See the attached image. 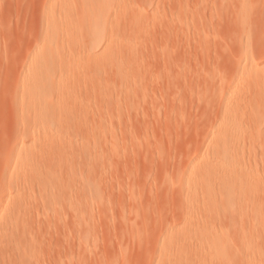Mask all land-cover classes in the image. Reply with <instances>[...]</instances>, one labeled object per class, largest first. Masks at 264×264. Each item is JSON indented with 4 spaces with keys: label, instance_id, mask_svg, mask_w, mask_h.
I'll use <instances>...</instances> for the list:
<instances>
[{
    "label": "rangeland",
    "instance_id": "374dc122",
    "mask_svg": "<svg viewBox=\"0 0 264 264\" xmlns=\"http://www.w3.org/2000/svg\"><path fill=\"white\" fill-rule=\"evenodd\" d=\"M64 1L70 0H0V261L2 260L0 263L4 264V257L10 254L11 259L9 257L8 259L11 263L8 262L12 264L13 261V264H18L20 258L16 259L18 257L16 250L26 246V235L35 238L37 247L34 245L35 248L32 249H36L39 258L43 259V264H68L70 259L71 264L73 262L74 264H87L86 262L88 264H149L150 262V264H161L163 262L164 264L167 257H171L174 262L170 258L169 263V259L166 260V264H175L176 257L178 258L176 263L183 264L186 257L182 252H190L188 255L185 253L189 257L196 254L206 256L207 260L209 258L211 260L208 261L209 263L206 262L208 264H215L217 261L220 263L225 255L213 257L211 256L213 253L209 251L211 249L208 248L200 251L202 247L195 240L193 243L195 241L196 247L187 245L188 241L192 243L190 240L185 241L184 247L181 244L185 242L181 243L176 237L177 242L173 239L175 242L172 247L178 243L179 249L177 244L174 250L165 248L171 247L169 245L173 238L171 234L175 238L179 234L181 236L180 232L183 231L174 230L176 233L179 232L177 235L173 232V228L180 225L183 227V221L190 225V222L193 223L200 216L194 210L196 207L190 206L193 203L197 204L194 196H200L198 191L201 188L197 187L198 191L193 187L191 189L192 183H189L195 179L191 176L195 173L197 175L198 169L203 164H206L208 160L210 163L211 157L214 159L215 155H213L211 146L218 137L221 139L224 135L223 132L217 130L218 124L216 123L220 121V118H224L225 114L226 118L229 117L227 115H231L228 114L230 109L232 111L238 109L241 114H249L251 103L256 102L254 98L256 91L250 92L255 86L252 87L248 79L255 75L264 79V0H136L139 14L131 58L122 59L117 65L118 69L117 66L111 65L110 67V64H106L109 65L108 67L106 65L103 67L102 64L100 65L101 61L96 62V58H93L94 61L92 59L91 65L83 61V58V63H80L81 59L77 62V59H74L77 52H74V57L70 55L67 60L65 59L64 63H67L65 64L67 66L61 71L59 60L51 61L53 65L49 64V66L42 63L43 51L38 46L44 42L47 46L74 45L75 47V45L83 46L91 41V37L79 38L71 33L58 35L44 33L46 20L55 16L58 11L56 7ZM83 4V1H78L75 5L76 9ZM99 52L105 56L104 51L99 50L97 53ZM33 54L36 58L31 61ZM100 55L97 60L103 57ZM84 62L97 67V69L93 68L94 72L96 69V73L92 71L98 76L97 79L93 78L90 71L93 79H90L89 74L85 76V72L82 74L86 69L83 66ZM76 65L82 66L81 70ZM99 65L102 68L98 69ZM41 66L44 67L49 81H52V84L59 89L62 88V91L43 96L42 87L36 85L32 72ZM74 72L77 74L80 72V74L76 77ZM83 75L85 77H82ZM87 75L93 82H89L87 78L88 83H86L87 81L82 79ZM246 84L251 86V90ZM76 94L80 95L85 102L82 107L85 108L83 109L84 114H87L89 118L91 116V120L95 118L94 123L98 126L96 128L90 123L92 126H87L89 128L86 127V130L83 129L84 132L81 131L83 133L80 132L81 137L79 135L71 137V140H74L73 144L81 138L72 149L74 165L70 167L74 172L72 171V174L69 172V166L67 171L74 176L73 178H76L73 183L71 175L64 170L62 172V166L56 157L60 150V142L62 143L65 139L64 131L58 129V126L65 123V117L62 118L65 112L61 111V108L65 102L71 100L70 97ZM37 98L40 99L39 102L34 103L27 110L22 109L27 102ZM42 98H46V101L42 102ZM97 101L105 108L99 106L101 109H97ZM42 107L46 110L48 108L55 115L50 116L49 113L44 115L40 112ZM78 111L80 109L75 112L80 113ZM105 112L107 113L104 114ZM39 113L44 118H41ZM35 115L42 121L38 119V122L33 124L34 121H31L32 118L36 120ZM247 118L245 121L244 118L242 119L244 127L240 136H254L258 129H264V111H260L258 117L250 120ZM35 124L39 126L37 129L33 126ZM213 128L217 132L215 130V133H210L209 130ZM207 132L210 134L207 135ZM45 133H48L46 142H44ZM53 135L55 136L52 137ZM210 135L214 141L209 138ZM214 135H217V138ZM78 145L81 147L79 148ZM256 145L258 148L259 144ZM77 151L81 153L82 156L80 154L79 156L83 157V160L89 157L88 163L85 160L83 164L81 157H77ZM191 159L195 166L190 164ZM259 168L261 169L262 166ZM189 174L192 175L189 177ZM262 175L261 177H264ZM261 177L260 179L263 180L264 178ZM78 179L79 181H76ZM210 179L209 191L215 193L217 190L218 195L219 189L216 187L218 181L214 179V182L213 178ZM70 182L73 187L76 183L77 187L70 189L72 187ZM243 186L247 187V185ZM250 186L252 183L248 184L249 188ZM80 187L89 190L86 192L89 194L88 202H84L86 201L84 198L83 201L81 199L86 193L81 194L82 196L79 193L80 197H78L77 188L79 191ZM73 189L81 201L75 199L70 203L74 199L72 197L74 195L70 194L74 191ZM188 190L191 195L190 192L187 193ZM211 193L209 192L210 195ZM120 195L123 197L121 198ZM188 197L192 198L191 201ZM63 198L64 201H69L67 205ZM78 201L81 204L79 208H76L79 213L76 210L72 211L75 209L74 205L77 207L76 204H79ZM186 201L191 204L189 205ZM83 203L89 204L87 205L88 210L84 212L86 208L82 207ZM68 206H73L70 208L71 211ZM222 207L224 206L221 205L220 208L218 206L217 211H220L218 209ZM133 208H135L134 211ZM189 208L192 209L189 210ZM245 210L247 209H243L244 213H246ZM196 211L200 212L197 209ZM71 212H74V215ZM82 212L83 214L86 212L87 215H82ZM205 217L209 218L205 214L203 218L201 214L200 218L204 220ZM80 218L86 221V225L80 222ZM213 218L211 221L213 224H217L218 221L220 224L224 222L216 219L217 215L214 220ZM201 219H198V222ZM202 220L200 222L202 226H198L200 228L208 226L210 221L202 222ZM206 222L204 226L203 223ZM185 223L184 227L188 226V223ZM213 224L212 226L216 225ZM238 226L241 230L238 228L237 231L242 233V225ZM8 228L11 232L15 230L13 237L8 230L4 233L6 235L7 232L10 241L3 239L6 236H1L4 235L2 231ZM83 229L85 233L89 231L88 234H85ZM237 231L234 229L231 232ZM167 232L170 235L169 238ZM14 233H17L15 240L12 239ZM117 234L119 239H123L122 241L117 238ZM236 234L228 235L236 236ZM17 235H19V240H17ZM23 235H25L24 240L20 237ZM56 235L59 236L56 237ZM79 235L82 237L80 238ZM30 238L27 240L28 244L34 239L29 240ZM72 239H76V243L72 242ZM21 240L23 245H21ZM70 242L72 243L70 245L78 244V246L72 248L69 246ZM83 242L86 244H82ZM252 243L246 250H243V253L240 251L242 255L236 257L238 259L234 260L235 264H239V258L247 259L249 263L244 259L241 260L247 264H259L261 260L263 263L260 264H264V236L253 238ZM81 244L86 245V249ZM240 244L237 243L234 246L232 244V246L236 247L235 245ZM5 245L8 247L7 251L11 246V253H7L4 249ZM1 246L4 247L1 248ZM78 247L79 251H77ZM191 248L199 252L194 253ZM228 248V252L230 251L228 258L231 255H237L233 253V250L237 248H234L232 252ZM32 249H29L30 253L26 249L25 255L32 256L35 253ZM157 249L160 250L159 253ZM178 251L181 253L177 254ZM72 252L73 254L77 252V255L73 256ZM172 253L177 254L174 256L175 259ZM68 254H72L71 258ZM27 255L23 258L24 260L27 259ZM37 255L31 260L28 257V260L31 262L37 260V263L42 264L38 261ZM187 259L190 264H198V262L190 261L188 257Z\"/></svg>",
    "mask_w": 264,
    "mask_h": 264
},
{
    "label": "bare ground",
    "instance_id": "6f19581e",
    "mask_svg": "<svg viewBox=\"0 0 264 264\" xmlns=\"http://www.w3.org/2000/svg\"><path fill=\"white\" fill-rule=\"evenodd\" d=\"M78 1H83L84 2V4L79 8V9H76V7H75V5H76V3L78 2ZM137 1L136 0H70V1H64V2H62L61 4H59L57 7H56V10H58L57 11V15L55 14V16H51V17H49L48 18V20H46V23H45V29H43V31H44V33H52V34H54V35H58V34H60V33H71V34H73V35H77L79 38H85V37H91V41H90V43H88V44H84L83 46L82 45H75V47H74V45L73 46H67V47H63V46H59V45H56V46H47V45H45V43L43 42L42 44H40L38 47H40L41 48V50L43 51V56H44V60H43V64H45L46 66H49V64H52V62H54V60H59L60 62H61V71H63L64 69V67H66L67 65H65V64H67V63H64L65 62V59L67 60V57L68 56H70V55H73L74 54V52L76 53V58H74V59H77V62H78V60L79 59H81L80 61H82V58H83V61L85 60V62L86 63H90V65H91V61H92V59L94 58H96V62L98 61L99 63H100V61L102 62V63H100V65L102 64V66L104 67L106 64H110V67H112V66H117V65H119V63L121 62V60L122 59H124V58H131V56H132V54H133V47H134V44H135V40H136V37H135V33H136V30H137V25L138 24H136V22H137V15L139 14V10H138V8H137ZM55 6H56V4H55ZM140 10H141V8H140ZM144 11V10H143ZM142 11V12H143ZM144 13V12H143ZM141 16H142V14H141ZM140 17V16H139ZM138 17V18H139ZM140 19H141V17H140ZM139 20V19H138ZM143 26V25H142ZM42 27V26H41ZM138 43V42H137ZM86 45V46H85ZM128 46H130L129 47V49H128ZM102 49V50H101ZM104 51V53H105V56L103 55V54H101V52H99L103 57H104V59H103V57L102 58H100L101 60H97V57H99V53H97L98 51ZM135 53H136V50H135ZM101 55H100V57H101ZM135 55V54H134ZM73 57H74V55H73ZM135 57H136V55H135ZM36 58V56H35V54H33L32 56H31V61H33L34 59ZM85 58V59H84ZM94 59H93V61H94ZM133 59V58H132ZM103 60H105V61H103ZM44 61H45V63H44ZM52 61V62H51ZM58 61V62H59ZM76 61V60H75ZM83 61L82 62H80V63H83ZM92 61V62H93ZM129 61H131V60H129ZM134 61V60H133ZM68 62V61H67ZM84 62V63H85ZM96 62H94V63H96ZM103 62L105 63V62H108V63H105V64H103ZM125 62V61H124ZM79 63V64H80ZM85 63V64H86ZM83 64V66L84 67H86V69L85 70H83V72H82V74L85 72V76H86V74H91L92 76H94L93 78H95V79H97L96 77H98L96 74L94 75V73H96V69H97V67H96V69H95V72H94V69L93 68H95V67H93V66H90L89 64ZM53 65V64H52ZM94 65V64H93ZM98 65V64H97ZM99 65V66H100ZM112 65V66H111ZM122 65V64H121ZM252 65H253V63H252ZM76 66H78V65H76ZM88 66H90L89 68H88ZM98 66V69H100V68H102L101 66L99 67ZM107 66V65H106ZM105 66V67H106ZM109 66V65H108ZM107 66V67H108ZM79 67V66H78ZM77 67V68H78ZM82 67V66H81ZM81 67H79L80 68V70H81ZM118 67V69H119V66H117ZM75 70V69H74ZM73 70V71H74ZM102 70V69H101ZM76 71V70H75ZM89 71L91 72V73H89ZM94 73H93V72ZM33 72V76H34V82L36 83V85H38V86H40V87H42V91H43V96H50V95H52V93L53 92H59V90L60 91H62V88L61 89H59V87H57V86H55V85H53L52 84V81H49V78H48V76L46 75V71H45V69H44V67L43 66H41V67H38V68H36L35 69V71H32ZM78 72V71H77ZM77 72H74V73H76L75 75H76V77H77V75H79L80 74V72L77 74ZM88 72V73H87ZM98 72V71H97ZM103 72V71H102ZM73 73V72H72ZM100 74H101V72H100ZM73 75V74H72ZM74 75V76H75ZM82 76V77H85V76ZM89 75H87V77L86 78H82V79H87L88 78V80H89V78L90 79H93L92 78V76L90 75V77H88ZM103 76H104V74H102ZM103 76H101V77H103ZM250 76V75H249ZM249 76H248V78H249ZM251 78V77H250ZM248 79V83L250 84H252L251 86L253 87V86H255V87H253L254 88V90H253V88H252V90L250 89L251 88V86L249 87V84H246V85H248L247 87L251 90L250 92L252 93V91H256V94H255V96L256 97H254L255 98V100H256V102L254 101V103H251L252 105H251V107H250V109H249V114H247V115H245V114H241L240 112V110H238L237 109V111H232L231 109V111L229 110L228 111V114L230 113L231 115H227V116H229V117H227L226 118V114H225V119L224 118H220V121L218 122V123H216V125L218 126H216L218 129L217 130H220L221 132H223L224 133V135L221 137V139H219V137H218V139H216L215 141H214V139H213V137H212V135H210V139L212 138V140L214 141V144L211 146V148H212V152L214 153L213 155H215L213 158L214 159H212V157H211V159H210V163H208L209 162V160H208V162L206 163V164H203L202 166L201 165H199V166H201L199 169H198V171L196 170V168H195V170L198 172L197 173V175H196V173L194 174V170H193V174L194 175H196V176H191L192 174H189V177L191 176L192 178H195V179H193V181H191L190 179H192V178H190L189 179V181H191L189 184H193L194 183V185L192 186V184H191V189H192V187H193V189L194 188H196V190L198 191L199 189V187L201 188L198 192H200V194H198V195H200V196H197V194H194V190H192V192H193V194L194 195H196L197 197H195L194 196V199H197V204L196 203H193V204H191V203H189L188 201H186V202H188L189 203V205L191 204V206L190 207H196V208H194V210H195V212H196V214H198V215H200L199 216V218H196V220H197V222H196V220H194V222L192 223V222H190L191 220H189V218H188V220H189V222H190V225H189V223L188 222H186V223H188L187 225L188 226H186V227H184V221H183V223H182V226L183 227H181V225L179 226V227H176V228H173V232H174V230L175 231H182V232H180L181 233V236H180V234H179V232H174L175 234H179V236L181 237H179V236H175V238H174V236H172V234H171V237H173V238H171V240L170 241H172V243L171 242H169V245H171V247L169 246V247H167V248H165V249H169V248H172L173 250H174V248L176 247V244H177V248L179 249V246H178V243H176L174 246L175 247H172L173 245L172 244H174V240H176V242H177V238L176 237H178V241H179V239H180V242L181 243H184L186 240H190V241H192V243L190 244L189 243V241H188V244L187 245H190L189 247H191L192 245L193 246H195V241L196 242H198V243H200V247H202V249H199L200 251L201 250H203V248H208V249H211V250H209V251H211V253H213L211 256H213V257H216V256H219V255H225V257L222 259V261L219 263L218 261V263L216 262L215 264H235V261L234 260H236V259H238V258H236V257H238V256H240V255H242L241 254V252L243 253V250L245 249H247V247L249 246V245H251V244H253L252 243V240H253V238L255 239V238H258V237H261V236H264V215H261V214H264V177H261V175L262 176H264V129H262V130H257L256 131V133L257 134H255L254 136H244V137H242V136H240V134H241V131H242V128L244 127V121H245V119L249 116V118H247L248 120H250V119H252V118H254V117H258L259 115H260V111H264V79H262V78H260V76H252V78L251 79ZM88 80H86L85 82L86 83H88ZM252 80V81H251ZM251 81V82H250ZM89 82H93V80L91 81V80H89ZM95 82H96V80H95ZM84 84V83H83ZM90 84V83H89ZM93 84V83H92ZM254 84V85H253ZM96 85V84H95ZM91 88V87H90ZM93 92V91H92ZM253 92V93H254ZM102 93V92H101ZM78 94H80V93H78ZM78 94H76V95H78ZM89 94H90V91H89ZM76 95H73L72 97H70V101H68V102H65V104L64 105H62V108H61V111H63V112H65V115L63 114L62 115V118L63 117H65V123H64V125H60V126H58V129H60V130H62V131H64V134H65V139L63 140V142L61 143L60 142V150H59V152H58V156L56 157V159L58 160V162H59V164L62 166V172H64V171H68V166L70 167V166H72V165H74V161H73V158H72V153H74V151L72 152V149H73V145L75 144H73L72 142H74V140L72 141L71 139V137L73 136V137H77V135H79V137H81V135H80V132L81 131H83L84 132V130H86V127L87 126H90L91 124L94 126V127H96L97 128V126L95 125L96 123H94L95 122V118L93 119V120H91V116H90V118L88 117V116H86L87 114H84V112H83V109L85 110V108H82L85 104V102H83V100H82V97L80 96V95H78V96H76ZM95 95V94H94ZM254 95V94H253ZM258 96V97H257ZM102 97V96H101ZM99 98V97H98ZM95 99V98H94ZM104 100H105V98H103ZM40 101V99H34V100H31V101H29V102H27L26 104H25V106L22 108L23 110H27L28 108H30L31 106H33V104L34 103H37V102H39ZM41 101L42 102H45L46 101V98H42L41 99ZM47 101H49L48 99H47ZM99 101V100H98ZM98 101H97V103H98ZM96 102V101H95ZM96 103V104H97ZM95 104V105H96ZM103 104V103H102ZM100 102L97 104V106H96V108L97 109H101L100 107H102V105L100 106ZM227 106V105H226ZM95 107V106H94ZM228 107H230V106H228ZM102 108H105V107H102ZM149 108V107H148ZM243 108V107H242ZM78 109H80V111H78V112H80V113H76L75 111L76 110H78ZM154 109V108H153ZM157 109V108H156ZM224 109V108H223ZM226 109V108H225ZM234 110V109H233ZM258 110H260V111H258ZM73 111V112H72ZM95 111H97V110H95ZM106 111V110H105ZM139 111V110H138ZM142 111V110H141ZM144 111V110H143ZM245 111V110H244ZM40 112L42 113L43 112V114L45 115H47L48 113L50 114V116H53V115H55V114H53L52 113V111H49V109L47 108V110L44 108V107H42L41 109H40ZM86 112V111H85ZM89 112V111H88ZM98 112V111H97ZM153 112H154V110H153ZM224 112H226V111H224ZM87 113V112H86ZM107 112H105L104 114H106ZM40 114V113H39ZM38 114V115H39ZM99 114H100V111H99ZM37 115V114H36ZM35 115V118L37 117ZM57 115V114H56ZM66 115H68V116H66ZM89 115V114H88ZM92 115V114H91ZM96 115V114H95ZM95 115H93V116H95ZM243 115H245V117H242ZM97 116H99V117H101V115H97ZM103 116V115H102ZM230 116H231V118H230ZM235 116V117H234ZM40 117L41 118H44V116L43 115H41L40 114ZM46 117V116H45ZM40 118V119H41ZM244 118V119H243ZM38 119L39 118H36V120L34 119V118H32V121L31 122H33V124L36 122H38ZM39 119V120H40ZM244 121H243V120ZM97 120V119H96ZM98 120H99V118H98ZM97 120V122H99ZM40 121H42V119L40 120ZM206 121V120H205ZM243 121V122H242ZM41 122H39V124H40ZM89 123V124H88ZM91 123V124H90ZM208 123V122H207ZM98 124V123H97ZM103 124V123H102ZM206 124V123H205ZM209 124V123H208ZM212 124H213V122H212ZM91 125V126H92ZM207 125V124H206ZM211 125V124H210ZM33 126H35V129H37L39 126H38V124H35V125H33ZM209 126V125H208ZM264 127V126H263ZM87 128H89V127H87ZM203 128V127H202ZM206 128V127H205ZM84 129V130H83ZM207 129V128H206ZM216 129L215 128H213V129H210L209 130V132L210 133H215L214 131H215ZM217 130H216V132H217ZM96 131V130H95ZM206 130H204V132H205ZM83 132H81V133H83ZM91 132V131H90ZM89 132V133H90ZM97 132V131H96ZM203 133V132H202ZM208 133V132H207ZM210 133H208L207 135H209ZM72 134V135H71ZM97 134V133H96ZM84 135V134H83ZM82 135V136H83ZM98 135V134H97ZM153 135V134H152ZM48 133H45V139H44V137H43V139H44V142H46L48 139ZM55 135H53L52 137H54ZM204 136H206V134H204ZM219 136V135H218ZM221 136V135H220ZM214 137L215 138H217V135H214ZM207 138V137H206ZM86 139V138H85ZM78 140V139H77ZM80 140H81V138L79 139V141H77V143L76 144H78V142H80ZM41 141H42V139H41ZM211 141V140H210ZM43 142V141H42ZM207 143V142H206ZM211 143V142H210ZM259 144L258 145V148H257V145L256 144ZM75 144V145H76ZM80 144V143H79ZM79 146V145H78ZM77 146V147H78ZM81 147V145L79 146V148ZM76 148V147H75ZM74 148V149H75ZM79 148H76V150L78 149L79 150ZM83 150V149H82ZM78 152V151H77ZM79 152H81V150L79 151ZM78 152V154H77V157L79 156V154L81 155V153H79ZM84 152H82V154H83ZM75 154H76V152H75ZM84 154H86V153H84ZM82 156V155H81ZM81 156H79V157H81ZM87 156V155H86ZM78 157V158H79ZM88 157V156H87ZM86 157V158H87ZM77 158V159H78ZM55 159V160H56ZM80 159H82L83 160V157H81ZM88 159H89V157H88ZM88 159H84L83 160V164H84V162H86ZM82 160H80V161H82ZM86 160V161H85ZM194 160V159H193ZM80 161H79V164H80ZM205 161V160H204ZM70 162V164L68 165V163ZM192 159H191V165H194V164H192ZM75 163H76V161H75ZM77 163H78V161H77ZM87 163H88V161H87ZM189 164V165H190ZM199 164V163H198ZM201 164V163H200ZM195 166V165H194ZM194 166H193V168H194ZM198 166V165H197ZM260 166H262V168L260 169L259 167ZM73 167V166H72ZM72 167H70L69 168V172L72 174V171H73V169L71 170V168ZM187 167V166H186ZM189 168H191V167H189ZM188 168V169H189ZM67 169V170H66ZM64 170V171H63ZM71 170V171H70ZM74 172V171H73ZM191 172H192V170H191ZM68 173V172H67ZM70 173H68V174H70ZM185 173V172H184ZM189 173V172H188ZM262 173V174H261ZM70 174V175H71ZM75 174V173H74ZM186 174H187V172H186ZM213 175H215V177H213ZM65 176H66V174H65ZM68 176V175H67ZM69 177V176H68ZM71 178H73L74 176H70ZM69 177V178H70ZM260 177L263 179V180H261L260 179ZM185 178V177H184ZM210 178H213V180L212 181H214V179H217V181H218V185L216 186L217 187V189H219L218 190V192L217 193H219L218 195L216 194V191L217 190H215V193L212 191V193H211V191H209V187H210V183H211V179ZM74 179H76V178H73V179H71L72 181H73V183H74ZM84 180V179H83ZM69 181H70V179H69ZM76 181H79V179L78 180H76ZM188 181V182H189ZM216 181V182H217ZM246 181H249L250 183H248V182H246ZM86 182V181H85ZM215 182V181H214ZM71 183V182H70ZM213 183V182H212ZM245 183H247V184H245ZM252 183V186H250V188L248 187V184L250 185ZM77 184L79 185V182H77ZM189 184H188V187H189ZM215 184V183H214ZM213 184V185H214ZM260 184H262V185H260ZM212 185V186H213ZM243 185H247V187L245 186V188H244V186ZM71 188L70 189H72V188H76L77 187V185H76V183H75V187H73V185H72V183H71ZM211 186V187H212ZM218 186H219V188H218ZM84 187V186H83ZM198 187V188H197ZM216 187H215V189H216ZM78 188H79V186H78ZM78 188H77V194H78V197H80V196H82V195H84L86 192H88L86 189H81V187H80V190L78 191ZM213 188H214V186H213ZM244 188V189H243ZM91 189V188H90ZM74 190V189H73ZM179 190V189H178ZM183 190V189H182ZM211 190H212V188H211ZM214 190V189H213ZM69 191H72V190H69ZM68 191V193H70ZM80 191H82V192H80ZM177 191V190H176ZM73 192L75 193V190L74 191H72V193H70V194H72V195H74V196H72L74 199H72V201L70 202V203H72V202H74L75 201V199H79L76 195V193L75 194H73ZM179 192V191H178ZM190 192V190H188L187 191V193H189ZM196 192V191H195ZM197 192V193H198ZM209 192L213 195V193L216 195H214V198H213V196L212 195H210L209 194ZM79 193H80V196H79ZM91 193V192H90ZM93 193V192H92ZM183 193V192H182ZM69 194V195H70ZM82 194V195H81ZM181 194V193H180ZM190 195H191V192L189 193ZM192 194V195H193ZM87 195V196H86ZM86 195H84L85 197H82L81 199H82V201H83V198H84V200L86 199V201H84V202H88V198H89V194L88 193H86ZM123 195V194H122ZM190 195H188V196H190ZM67 196V195H66ZM92 196V195H91ZM94 196V195H93ZM101 196V195H100ZM121 196V195H120ZM181 196V195H180ZM184 196H185V194H184ZM71 197V198H72ZM88 197V198H87ZM123 196H121V198H122ZM192 197V196H191ZM212 197V198H211ZM64 198H66V197H64ZM64 198H63V201H64ZM70 198V199H71ZM189 198V197H188ZM193 198V197H192ZM192 198H189L190 199V201H191V199ZM66 199H68V196H67V198ZM81 199H79V201H81ZM103 199V198H102ZM135 199V198H134ZM188 199V200H189ZM74 200V201H73ZM93 200V199H92ZM131 200H132V198H131ZM186 200H187V197H186ZM202 200V201H201ZM68 200H65L64 201V203L66 202V205H67V203L69 202H67ZM78 201V202H79ZM98 201V200H97ZM196 200H194V202H195ZM100 202V201H99ZM131 203H132V201H130ZM135 202V201H134ZM192 202H193V200H192ZM76 203H77V201H76ZM91 203V202H90ZM187 203V204H188ZM84 204V203H83ZM136 204V203H135ZM73 205V204H72ZM81 204H80V202H79V204H76V206L77 207H75V205H74V208L75 209H73L72 211H74V210H76L77 212H78V210L76 209V208H79V206H80ZM87 206V205H89L88 203L86 204H84L82 207L83 208H86V209H84L83 210V212L85 211V210H88L87 208H88V206L87 207H84V206ZM195 205V206H194ZM221 205H223L224 207H222L221 209H218V210H220V211H217V207L219 206V208H220V206ZM187 206V205H186ZM69 207V206H68ZM131 207V206H130ZM70 208H73V206L72 207H69V209ZM81 208V207H80ZM130 209V208H129ZM134 209L135 208H133V211H134ZM192 209V208H191ZM190 208H189V210H191ZM196 209L198 210V211H200L201 212V214H202V218L204 217V214L206 215V216H208L209 218H210V220H208V219H206V217L204 218V220H202L200 217H201V214H200V212H198L197 213V211H196ZM243 209H247V211H246V213H244L243 212ZM81 211H82V209H80ZM131 210H132V208H131ZM194 210H192V211H194ZM70 211H71V209H70ZM132 211V212H133ZM191 211V212H192ZM76 212V213H77ZM83 212H82V215H84L83 214ZM188 212V211H187ZM190 212V213H191ZM195 212H194V214H195ZM243 212V213H242ZM73 215H74V212H71ZM79 213V212H78ZM186 213V212H185ZM71 214V215H72ZM188 214H189V212H188ZM187 214V215H188ZM85 215H87V214H85ZM192 215V214H191ZM216 215H217V217L218 218H216ZM244 215V216H243ZM76 216V215H75ZM193 217H194V215H192ZM197 216V215H196ZM195 216V217H196ZM79 217V216H78ZM83 217V216H82ZM192 217V218H193ZM198 217V216H197ZM216 218V219H220L221 221H224L225 222V224H224V222H221L222 224H220L219 223V221H218V223L220 224L219 225V228L217 227V224L216 223H214V224H216L215 226H212V218ZM214 218H213V220H214ZM221 218H223V220L221 219ZM77 219H79V218H77ZM77 219H75V221L77 220ZM85 219V218H84ZM191 219V218H190ZM195 219V218H194ZM198 219H201L202 220V222L203 221H206L207 220V222L208 221H210L211 222V225H209V223H208V226H205L206 224H207V222L206 223H203V225L205 226V227H203V228H200L198 225H201L202 226V224L200 223L201 222V220L198 222ZM225 219V220H224ZM81 220V221H80ZM80 222H83L84 224H85V220L83 221V219H81L80 218ZM187 220V219H186ZM192 221H193V219H192ZM216 221V220H215ZM77 222H78V220H77ZM80 222H79V224H80ZM164 222H166V220L164 221ZM168 222V221H167ZM83 223H82V226H83V228L85 229V225H83ZM133 223H135V222H133ZM161 223H162V221H161ZM169 223V222H168ZM185 223V224H186ZM192 223V224H191ZM198 223V224H197ZM200 223V224H199ZM79 224H77V225H79ZM138 225H141V223L139 224V223H137ZM173 224H175V223H173ZM213 224V225H214ZM126 225V224H125ZM129 225H131V224H129ZM171 226H172V224H170ZM238 225H242V227H243V231H242V233H241V229H240V227L238 226ZM163 225H161V227H162ZM237 227V228H234V227ZM8 227H10V225H8ZM79 227H81V226H79ZM131 227V226H130ZM142 227V226H141ZM3 228V227H2ZM5 228H6V226H5ZM11 228H13L12 226H11ZM139 228V227H138ZM159 228H160V226H159ZM165 228H166V226H165ZM169 228V227H168ZM177 228H180V229H177ZM181 228H184V229H181ZM231 228H234V229H236V231L238 230V228L240 229L239 231L240 232H238V234H236L237 232H231L232 230H234V229H231ZM80 229H82V227L80 228ZM84 229H83V232H84ZM115 229H116V227H115ZM117 229H119V228H117ZM121 230H122V227L120 228ZM130 229V228H129ZM131 229H133L132 227H131ZM172 229V228H171ZM226 230V232H225V230ZM230 229V230H229ZM6 230H8L9 231V233H12L11 234V236L13 235V232H15V230L14 231H12L11 232V230H9V228L8 229H4L3 231H2V233L4 234L5 233V231ZM13 230V229H12ZM74 230V229H73ZM78 230V229H77ZM113 230V229H112ZM126 230V229H125ZM135 230H136V228H135ZM224 230V231H223ZM229 232H228V231ZM116 231V230H115ZM127 231V230H126ZM159 231V230H158ZM80 232H81V230H80ZM89 232V231H88ZM88 232L87 233H85V234H88ZM132 232V231H131ZM8 233V234H9ZM140 233V232H139ZM142 233V232H141ZM168 233V232H167ZM236 234V236H232V235H228V234ZM1 234V233H0ZM15 234H17V233H14V238H12V239H14L15 240V238H16V236H15ZM84 234V235H85ZM115 234V233H114ZM146 234V233H145ZM148 234V233H147ZM62 235V234H61ZM83 235V234H82ZM112 235H113V232H112ZM123 235V234H122ZM162 235V234H161ZM241 235V236H240ZM2 237L3 236H6V237H3V239L5 238V239H7V240H11V239H8L9 238V235H8V237H7V232H6V235L4 234V235H1ZM11 236H10V238H11ZM18 236L19 235H17V240H19L18 239ZM25 235H23V236H20L22 239H23V237H24ZM57 236H59V235H56V237ZM62 236H64V235H62ZM80 236V235H79ZM89 236V235H88ZM115 236V235H114ZM126 236V235H125ZM142 236V235H141ZM169 233H168V238H169ZM13 237V236H12ZM26 237L27 238H25V239H27L28 240V238H30L29 240H32V238H34V237H32V236H27L26 235ZM68 237V236H67ZM82 236H80V238H81ZM87 237V236H86ZM116 237V236H115ZM140 237V236H139ZM234 237V238H233ZM75 238V237H74ZM117 238L119 239V237H118V234H117ZM116 238V239H117ZM4 239V240H5ZM68 239H69V237H68ZM77 239V240H76ZM76 239H72L71 241L72 242H74V243H76L75 242V240L78 242V238H76ZM134 239V238H133ZM165 239V238H164ZM174 239V240H173ZM182 239V240H181ZM24 240V239H23ZM27 240H25V242L27 243H25L26 244V246L25 247H20V248H18L17 250L16 249H14V250H16V256H18V257H16V259L17 258H20L19 259V261H18V264H36L37 262V260L34 262V261H30L32 258H36L35 256L37 255V252L35 251V250H33L34 248H35V246L37 247V245H36V241H35V238L33 239L35 242H33V243H31L30 241H29V244H28V241ZM55 240V239H54ZM62 240H65V239H62ZM82 240V239H81ZM89 240V239H88ZM119 240H121V239H119ZM123 240V239H122ZM121 240V241H122ZM193 240H195L194 241V243H193ZM57 241V240H56ZM60 241V240H59ZM70 241V240H69ZM182 241H184V242H182ZM256 241V240H255ZM8 242V241H7ZM14 242V241H13ZM18 242V241H17ZM20 242V241H19ZM22 240H21V245H23L22 244ZM65 242V241H64ZM80 243H81V241H79ZM116 242H118V241H116ZM161 242H162V240H161ZM161 242H160V244H161ZM167 242V241H166ZM236 242V243H235ZM254 242V241H253ZM15 243H16V241H15ZM66 244H67V242H65ZM159 243V242H158ZM163 243H165V242H163ZM180 243V244H181ZM237 243H241L240 245H235L236 247H233L234 246V244H237ZM12 244H14V243H12ZM11 244V245H12ZM70 244H72L71 242L69 243V246H72V248H73V246H74V248L75 247H77L78 246V244L76 245V244H73V245H70ZM82 244H86V243H82ZM81 244V245H82ZM185 244H186V242L184 243V244H181L182 246L184 245V247H185ZM232 244H233V246H232ZM2 245H4V244H2ZM15 245V244H14ZM14 245H12V246H14ZM16 245H18L19 246V244L18 243H16ZM15 245V246H16ZM28 245V246H27ZM32 245L34 246V247H32ZM63 245V244H62ZM89 245V244H88ZM159 245V244H158ZM166 245V244H165ZM14 246V247H15ZM61 246V245H60ZM66 246V248L68 247L67 245H65ZM83 246V245H82ZM157 246V245H156ZM228 246L230 247V248H228ZM4 246H1V248H3ZM17 247V246H16ZM58 247V246H57ZM86 247V245H84L83 246V248L84 249H86L85 248ZM89 247V246H88ZM119 247V246H118ZM164 247V246H163ZM196 247V246H195ZM33 248V249H32ZM39 248V247H38ZM121 248V247H120ZM159 248V247H158ZM176 248V249H177ZM180 248H182V247H180ZM199 248V247H198ZM227 248L230 250L231 249V252H232V250L234 249V248H237L236 250H233V253H236L237 255H231V257L230 258H228V256L227 255H229L230 254V251L228 252V250H227ZM238 248H239V250H238ZM4 249L7 251V249H8V247H6V245H5V247H4ZM2 250L3 251V253L5 252V250ZM28 250V252L30 253V251H29V249L31 250H33L34 252V254H36L35 256H33L32 254V256H29V254L27 255V259L26 260H24L23 258L26 256L25 255V250ZM62 249V248H61ZM68 249H69V247H68ZM67 249V250H68ZM84 249H83V251H84ZM115 249V248H114ZM177 249V250H178ZM193 248H191V250H192ZM11 246H10V248H9V251H7V253H11ZM41 250V249H40ZM39 250V251H40ZM76 250V249H75ZM74 250V251H75ZM80 250H81V246H80ZM89 250V249H88ZM156 250V249H155ZM172 250V251H173ZM63 251V250H62ZM73 251V250H72ZM73 251V252H74ZM77 251H79V247H78V250ZM82 251V252H83ZM86 251V250H85ZM110 251V250H109ZM117 251H118V249H117ZM157 251H158V249H157ZM160 251V250H159ZM159 251H158V253H159ZM167 251H169V250H167ZM171 250L169 251V252H172ZM181 251V250H180ZM180 251H178L177 252V254H179V252ZM192 251H194V250H192ZM204 251V250H203ZM203 251H202V253H203ZM212 251H214V252H212ZM234 251H238V252H234ZM241 251V252H240ZM45 252V251H44ZM49 252V251H48ZM73 252H72V254H73ZM107 253H108V250L106 251ZM105 252V253H106ZM112 252H114V251H112ZM123 252V251H122ZM197 253V252H199L197 249H195V251H194V253ZM15 253V252H14ZM13 253V254H14ZM63 253V252H62ZM78 253H81V252H78ZM84 253V252H83ZM85 253H87V251L85 252ZM120 253V252H119ZM118 253V255L120 256V254ZM124 253V252H123ZM174 253H175V251H174ZM174 253H172V255L174 254ZM181 253V252H180ZM185 253H187V255H188V253L190 254V252H185ZM184 252H182V254H184V256L186 257L184 260H185V263H183V264H186V262L188 263V259H187V257L189 258V259H191L190 261H195V262H198V264L200 263V264H205L206 262H208L209 260H210V258H209V260H207L208 258H206V256L204 257L203 255H201V256H199V255H190V257L189 256H186V254H185ZM46 254H48L47 252H46ZM58 254V253H57ZM65 254V253H64ZM63 254V255H64ZM71 254V255H72ZM82 254V253H81ZM94 254V253H93ZM169 253H167V255H168ZM177 254H175L176 256H177ZM192 254V253H191ZM199 254V253H198ZM201 254V253H200ZM3 255V254H2ZM6 254H4V256H5ZM10 254H7V257L5 256L4 258L6 259L7 258V260H5V259H3L5 262H4V264H10L11 262L9 261V259H11L10 258V256H9ZM25 255V256H24ZM49 255V254H48ZM56 255V254H55ZM59 255V254H58ZM57 255V257H59ZM68 255H70V254H68ZM71 255L69 256V258H71ZM74 255H77V252H76V254L74 253L73 254V256ZM114 255V254H113ZM113 255H111L112 257H113ZM117 255V254H116ZM175 255H173V257L175 256ZM46 256V255H45ZM54 256V255H53ZM52 256V257H53ZM73 256H72V259H73ZM171 256V255H170ZM227 256V257H226ZM235 256V257H234ZM8 257H9V259H8ZM13 257V256H12ZM28 257H30V260H28ZM37 257H38V261H41V263H42V260L43 259H40L39 258V256L37 255ZM50 257V256H49ZM67 257V256H66ZM76 257V256H75ZM115 257H117V256H115ZM178 257H180L179 255H178ZM182 258H183V256H181ZM180 257V258H181ZM212 257V258H213ZM243 257V256H242ZM1 258V257H0ZM46 258V257H45ZM68 258V257H67ZM86 258V257H85ZM85 258H82V259H85ZM152 258V257H151ZM170 258L171 257H167V259H169L168 260V263H169V261H170ZM180 258H179V260H180ZM40 259V260H39ZM58 259H60V258H58ZM79 259V258H78ZM88 259V258H87ZM87 259H85V260H87ZM166 259V260H167ZM174 259H175V257H174ZM177 257H176V262H177ZM240 260V262H239V264H241V263H243V264H247V263H249L248 261H246L244 258V260L247 262H245V261H243V262H241V260H243L242 258H239ZM63 260H64V258H63ZM75 260V259H74ZM74 260H72V261H74ZM80 261H81V259H79ZM78 260V262H80ZM153 260H154V258H153ZM165 260V262H164V264H166V261ZM178 260V262H180ZM187 260V261H186ZM260 260V259H259ZM2 261V260H1ZM0 261V262H1ZM6 261L8 262V263H6ZM16 261V262H17ZM59 261H61V260H59ZM84 261V260H83ZM82 261V262H83ZM163 261V260H162ZM171 261H172V258H171ZM211 261V260H210ZM15 262V261H14ZM50 262V261H49ZM81 262V263H82ZM86 262V261H85ZM172 262H174V260L172 261ZM175 262V264H177ZM182 262V261H181ZM180 262V263H181ZM184 262V261H183ZM213 262V261H212ZM252 262H253V260H252ZM260 263H263L262 262V260L261 261H259ZM40 262H38L37 264H39ZM61 263V262H60ZM68 264H71V259H70V263H69V261L67 262ZM75 263H76V261H75ZM87 264H88V262H86ZM151 263V262H150ZM149 263V264H150ZM171 263V262H170ZM192 263V262H191ZM209 263V262H208ZM208 263H206V264H208ZM237 263V262H236ZM251 263V262H250ZM256 263V262H255ZM259 263V264H260ZM0 264H2V263H0ZM12 264H13V261H12ZM43 264V263H42ZM46 264V263H45ZM54 264V263H53ZM65 264V263H64ZM73 264H74V262H73ZM160 264V263H159ZM161 264H163V262L161 263ZM174 264V263H173ZM182 264V263H181ZM188 264H190V263H188ZM252 264V263H251Z\"/></svg>",
    "mask_w": 264,
    "mask_h": 264
}]
</instances>
